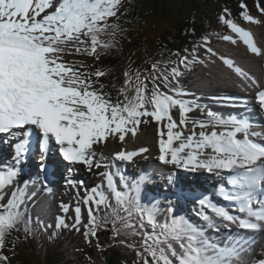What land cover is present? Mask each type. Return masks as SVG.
I'll list each match as a JSON object with an SVG mask.
<instances>
[{
    "label": "snow or ice",
    "instance_id": "1",
    "mask_svg": "<svg viewBox=\"0 0 264 264\" xmlns=\"http://www.w3.org/2000/svg\"><path fill=\"white\" fill-rule=\"evenodd\" d=\"M122 5L123 0H0V136L4 143L23 137L13 144L15 166L0 170V264H11L5 251L15 254V244L9 249L7 240L12 232L20 231L21 225L26 235L31 232L27 203L36 192L29 195V182L20 187L17 178L33 138L42 161L54 145L69 166L104 169L100 175L107 192L105 185H97L86 189L80 201L87 207V223L82 224V209L77 206L74 223L58 217L56 229L80 232L82 226L85 241L91 243L110 224L113 240L122 234L136 238L118 240L135 252L133 264H244L242 254L255 243L254 235L230 238L221 246L209 239L202 226L177 215L173 207L161 220L157 204L141 201L147 174L129 182L118 168L111 170L116 161L131 162L147 148L129 151L122 147L111 158L97 153L96 147L109 138L123 144L127 136H137L140 124L153 121L158 125L161 164L223 178L218 195L231 208L207 196L197 201L199 216L208 227L219 231L218 219L224 227L236 225L245 233H264V125L247 118H225L210 110L206 119L190 117L195 109L205 110L195 100L185 99L188 93L179 86L184 70L205 63L195 48L172 67L157 61L151 70L141 72L129 66L115 100L100 82L106 71H89L83 61L64 59L76 54L99 60L115 48L122 30L110 21L118 18ZM239 7L244 22L264 23L250 14L245 3ZM256 7L264 15V7L259 3ZM218 21L231 34L203 37L209 57L219 55L208 47L210 36L215 35L233 45L240 41L248 52L264 58L253 33L237 23L227 8ZM219 59L240 78L242 87L255 89V105L264 114V83L232 59ZM173 110L179 113L178 121L173 119ZM168 179L174 182L173 175ZM66 184L75 186L76 182L68 179ZM42 187L47 189L46 180ZM62 210L67 212L68 206L62 205ZM255 264H264V258Z\"/></svg>",
    "mask_w": 264,
    "mask_h": 264
},
{
    "label": "bare ground",
    "instance_id": "2",
    "mask_svg": "<svg viewBox=\"0 0 264 264\" xmlns=\"http://www.w3.org/2000/svg\"><path fill=\"white\" fill-rule=\"evenodd\" d=\"M257 19H260L261 21H264V15H258L256 16ZM241 26L245 27L246 29L250 30L253 33V37L255 42L257 43V46L264 51V23H261L259 25L257 24H240ZM235 35V34H232ZM195 45V44H193ZM214 51L218 53V56L211 57L210 60L212 62H209V60L205 63L203 67L204 71V88L207 90L205 93L210 95L211 100L213 102L211 104H208L207 106H204V112H201L197 115L194 119H201L202 116L206 117V113L208 110L212 111L216 114H227L229 117H236L233 112L240 113L243 110H248L247 114L251 111L256 115V123L260 124V115L258 114L259 109L255 105L254 97H249L247 94L253 93L255 94V89H247L245 87H242V81L239 77H237L231 70H229L226 66L223 65L222 61L219 59V56H224L226 58L232 59L238 66L242 67L245 71H247L250 75L255 77L257 80L264 83V58L257 57L254 54L247 51V48L245 45H243L242 42L238 41L236 45L231 44L230 42H226L225 44H220L218 47L214 48ZM73 55L65 56L64 59L66 61H70L72 59ZM112 76H108L107 80L110 83H113ZM199 95H187L184 98L189 100H197ZM243 101H246L247 103H242ZM197 102V101H196ZM200 102H203L200 98ZM198 103V102H197ZM199 104V103H198ZM190 115V114H189ZM198 131V129H197ZM159 137L157 135V130L152 133H147L145 135L139 133L138 136L134 139L133 143L126 146L124 143L121 144L115 140H112L109 138V140L100 146L96 147V151L99 154L100 152H103L105 157L111 158L113 153L120 150L122 147L126 148L129 151L138 150L141 147L147 148L148 151L145 153H142L140 155H137L133 158V161L131 162H115V167L112 168L114 172L118 168L120 171L127 169L131 174H135L133 171L134 169H137L138 172H141L142 174H147L149 177L148 181L142 186L141 189V199L144 198L146 201H149L151 204L155 203L159 207L163 204L164 200L169 199L170 192L175 193L176 198L180 196H186L187 194L183 191L177 192L173 188L183 185V182L185 181L186 184L191 185L189 182L190 179L193 178V176H190L189 173L192 171H186L183 169H176L170 165H162L161 163H158V155H159V145H158ZM7 143H4L3 140H0V154H2L4 157L7 154L6 151H4L5 145ZM11 152V150H9ZM5 154V155H4ZM12 155V152H11ZM26 163L24 161L20 164L21 167H23V164ZM132 166H141V167H132ZM159 168V170H157ZM165 170H171L170 175L178 176L180 179H182L181 182L178 184L176 183H169L168 175L166 172H163ZM104 169H92V172L95 173V180H88V190L91 188L96 187L97 185H105L104 178L100 175L101 172H103ZM38 174L29 176L28 173L20 172L19 177L17 178V183L20 187L24 186V181H28V190H36L37 186L40 187L42 184L37 181H31V180H37L46 179L47 175L44 172L37 171ZM53 174V172H51ZM192 173H198L200 172H192ZM51 174V175H52ZM141 175V174H139ZM214 175V174H213ZM83 176L88 177L86 173H83ZM139 177V176H137ZM134 176V178H137ZM185 178V179H184ZM128 181L131 182L135 179H131L130 176L127 177ZM117 183H119V177H116ZM39 184V185H38ZM173 188H171V185H173ZM168 188V193L167 189ZM151 189H154V198L153 194L150 191ZM105 192H107L106 185L104 187ZM84 189L75 186L65 185L62 187L61 192L55 191V194L60 193L62 194L63 198L61 206L66 205L68 206L69 212H74V208L77 206H80L82 209L81 214L87 216V207L83 205L82 198L84 197V194H78L83 193ZM39 196V197H38ZM37 202H39L41 208L45 209L48 207L53 199H54V188L47 187V189L39 188L37 193ZM80 197V199L78 198ZM68 200L70 203H64L63 200ZM60 200V201H61ZM160 201V202H159ZM170 201L173 202L172 207L175 209V212L177 215H185L187 219H189L191 222L197 224L198 226H202L205 229V234L209 237V239L213 243H217L221 246H223L225 243H228L229 241L227 238L229 237V234H238V230L236 227L229 228L224 227L223 224H220L218 220L215 221L217 226L219 227V231H215L212 228H209L207 225V222H205L201 217H199V211H196L195 207L191 205V202H188L187 205L184 203H179L177 200H174L172 197H170ZM73 206V207H71ZM160 209V207H159ZM194 215L199 219L197 220L194 218ZM243 255V254H242ZM252 255H254V258L259 257V252L252 251L250 248L247 250V256L246 260L244 261V264L247 262L251 263L252 261H249L252 259Z\"/></svg>",
    "mask_w": 264,
    "mask_h": 264
},
{
    "label": "rangeland",
    "instance_id": "3",
    "mask_svg": "<svg viewBox=\"0 0 264 264\" xmlns=\"http://www.w3.org/2000/svg\"><path fill=\"white\" fill-rule=\"evenodd\" d=\"M165 1L166 10L160 14V5L159 0H123V5L121 7L120 13H118V18H114L111 23H116L120 26L121 34L119 35L121 40H118V43L123 45L126 50L124 54V59L128 63H132L130 67L133 70L139 69L143 72L140 62L135 60L136 57H145L149 55L150 62H153V56L155 61H159L161 66L164 64H168V67L175 66L180 59V54L189 55L192 53L194 48L189 50H185L181 48V52L177 54L169 53V50L165 52V50H154V46L157 41L166 34L165 31L172 32L175 27L180 25L179 17H185L191 15V21L197 22L199 19H203L205 16L207 17V21L203 22L205 29H212L211 33H219L220 35L231 34L228 32L227 27L220 24L218 21V16L223 12L225 8H227L231 14V17L236 20L239 24H246L247 22L240 21L239 12L241 11L239 5L241 2L247 5L248 10L254 12L251 13L254 17L258 15H262L257 9V3L260 6L264 7V0H160ZM185 1L187 3H185ZM231 4V5H230ZM229 5V6H228ZM235 5V7H234ZM263 16V15H262ZM176 19V20H175ZM181 19V18H180ZM184 19V18H182ZM174 20V21H173ZM176 22V23H174ZM139 31H135L139 29ZM216 38H210V43L208 47L214 48L218 47L220 44H225L226 41L220 40L217 36ZM199 47L196 48V55L199 59L205 60V63L211 58L206 53V49L203 44V39L197 41ZM154 50V51H153ZM161 53V55L158 54ZM158 54V55H157ZM144 55V56H143ZM148 60V61H149ZM70 61H83L86 65L90 66L89 71H94L95 68H101L103 66V62L101 59L95 60L93 57H89L86 55H74ZM204 64H195L192 67H198L196 72V76L194 79V87L185 91L190 94H200L202 101L205 102V99H208V95L205 93L204 86ZM140 65V66H139ZM146 65L149 66V62H146ZM137 67V68H136ZM147 69L151 70V67H147ZM187 70L183 71V75L179 78V86L181 89H184V79L186 77ZM100 82L105 84L107 87L104 91L109 92L113 100L117 98V94L112 92L110 83L107 78L100 77ZM149 88H151V83H149ZM185 90V89H184ZM253 95V94H252ZM250 94V96H252ZM196 111H199L196 109ZM174 112V110H173ZM178 113V111H177ZM190 117L193 118L195 116V112L190 113ZM173 119H179V114L173 116ZM158 130V125L153 121L150 123H142L139 125L137 136L139 133L145 135L147 133H152ZM136 136V137H137ZM133 141V140H132ZM159 170V168H157ZM58 192V191H57ZM39 197V196H38ZM37 197V199H38ZM63 196L62 194L55 195L54 206L58 209L61 206ZM36 199V200H37ZM61 200V201H60ZM160 202V201H159ZM64 203H70L67 199L63 200ZM73 207V206H71ZM56 209V210H57ZM55 210V211H56ZM46 210H42L40 208V213L47 215ZM65 214V213H64ZM165 218L163 216L162 220ZM74 235V239L72 242H67L64 244L66 250L61 254V258L65 260L67 264H95L93 260L96 259L99 251L103 250L105 247H110L111 242L110 238H112V234H99L98 232V240L93 238L91 243H87L83 236V233L76 232ZM33 236V234H32ZM233 238V237H232ZM30 239V238H29ZM33 241V239H30ZM70 240V239H69ZM99 243L101 248H97L96 245ZM37 243L33 241V246L37 248L34 250L33 256L31 255H22L29 257L30 261L33 264H54L55 257L57 255V251L59 249L48 250L41 249L37 247ZM121 245V244H120ZM79 252H77V251ZM131 250V249H129ZM5 254H9L5 252ZM17 255V254H16ZM21 255V254H20ZM18 256V255H17ZM12 257H10V260ZM77 260V261H75Z\"/></svg>",
    "mask_w": 264,
    "mask_h": 264
},
{
    "label": "trees",
    "instance_id": "4",
    "mask_svg": "<svg viewBox=\"0 0 264 264\" xmlns=\"http://www.w3.org/2000/svg\"><path fill=\"white\" fill-rule=\"evenodd\" d=\"M187 1V0H186ZM185 1V3H187ZM165 1H160L159 0V5H160V14L161 16H163L164 14L162 13V11L164 12L166 10L165 7ZM207 17L205 16L203 19H199L197 22H192L191 21V15L185 16V17H179L180 20V25L178 27H175L174 30L172 32L170 31H165L166 34L163 35L156 43V45L154 46V50L158 48V50H165L168 51L169 53L176 54L177 52H181V48H184L185 50H189L191 48H195L196 49V42L200 41L201 39H203V37L209 35L210 33V29H205L203 22L207 21ZM181 18V19H180ZM184 18V19H182ZM176 20V19H175ZM174 21V20H173ZM176 23V22H174ZM139 29L135 30V31H139ZM210 38H213V35L210 36ZM117 40H121L120 37H117ZM195 44V45H193ZM125 50L126 48L124 46H118L116 47L114 50H112L113 53L109 54L108 56H106L104 58V63L102 69L104 71L107 72V77L110 75L112 76V80L114 82V90L118 92V89L123 86L124 83V76L123 73L126 69L129 68L130 65H132V63H127L126 60L124 59V54H125ZM153 50V51H154ZM159 55H161L160 52H158ZM157 54V55H158ZM144 56V55H143ZM149 55L147 56V58H143V57H136L135 60L137 62H140V65L142 67V70H149L147 69V67H151L152 63L155 61L154 56H153V62H150L149 60ZM149 60V61H148ZM146 62H149V66L146 65ZM139 65V66H140ZM137 68V67H136ZM132 69V67H131ZM31 214L26 216V219L30 220V228L32 231H35L37 228H40L38 225L33 226L32 222L33 220L30 219ZM111 227V225L109 224L108 226V230H101V231H106V232H110L111 229H109ZM20 229L23 230V226H20ZM31 233V232H30ZM30 233L28 234V238H30ZM55 236L52 235L51 239L49 240V244L41 246L46 248L45 246L49 247V250H54L56 249V246L54 245V243H56L55 241ZM122 237H118L117 240H113L112 238H110L111 241V246L110 247H105L103 250L99 251L98 255L96 256V259L93 262H96L95 264H125V258L124 257H130L131 255L125 254V250H128L127 247L120 245L118 243V240H121ZM25 242V241H24ZM67 242V241H66ZM65 242V243H66ZM26 243V242H25ZM26 250L22 253V255H32L34 253L35 248L30 245V244H26ZM59 249V247H58ZM79 252V251H78ZM61 254H63V250L62 248H60L57 251V255L54 259L55 263L54 264H67L65 262V260H63L61 257ZM20 255L17 259L14 258V260H10L11 264H16V261H18V264H33L29 257L26 256H22ZM135 255V252H134ZM133 255V256H134ZM61 256V257H60ZM136 257V256H135ZM130 258H133L132 256ZM131 259V263H133V261L135 260ZM20 260H22L23 262H21ZM77 261V260H75Z\"/></svg>",
    "mask_w": 264,
    "mask_h": 264
},
{
    "label": "water",
    "instance_id": "5",
    "mask_svg": "<svg viewBox=\"0 0 264 264\" xmlns=\"http://www.w3.org/2000/svg\"><path fill=\"white\" fill-rule=\"evenodd\" d=\"M124 258H125V261H126L125 264H132L131 261L128 258H126V257H124Z\"/></svg>",
    "mask_w": 264,
    "mask_h": 264
}]
</instances>
